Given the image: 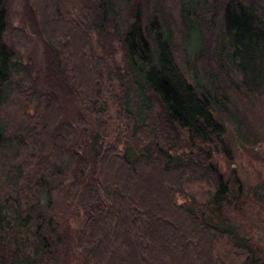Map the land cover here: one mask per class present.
I'll return each instance as SVG.
<instances>
[{
    "label": "trees",
    "instance_id": "obj_1",
    "mask_svg": "<svg viewBox=\"0 0 264 264\" xmlns=\"http://www.w3.org/2000/svg\"><path fill=\"white\" fill-rule=\"evenodd\" d=\"M14 1L0 0V264H264L222 221L233 187L211 147L231 106L218 90L244 97V62L264 70V0H60L62 22ZM211 29L212 94L173 56L177 36Z\"/></svg>",
    "mask_w": 264,
    "mask_h": 264
},
{
    "label": "rangeland",
    "instance_id": "obj_2",
    "mask_svg": "<svg viewBox=\"0 0 264 264\" xmlns=\"http://www.w3.org/2000/svg\"><path fill=\"white\" fill-rule=\"evenodd\" d=\"M14 2L12 9L16 11L20 4H18V0ZM40 2L41 7L45 6V8L51 7L53 4L56 9L54 15L59 12L61 22L69 15L71 7L65 4L66 0L62 5L60 0H40ZM13 23L15 28L21 27L16 16L13 17ZM63 25L61 24L60 27ZM206 31L207 37L199 44L197 40L190 43L180 35L177 36L179 42L177 41L178 43L173 46V56L181 72L192 85L195 87L200 85L204 91L212 94L209 86L210 77L214 78L218 72L211 66L210 61L204 62L207 58H204L203 52L215 62L212 29ZM21 40L23 38L18 39V41ZM30 47L27 49L29 52H31ZM206 50L209 52L207 53ZM259 62L260 60L253 61L252 64V61H249L242 65V69L246 71V84L254 86L253 89H249L252 92L246 90L245 96L240 97L242 94H237L238 86L236 85L239 84L237 82L233 89L227 86L223 90H218L224 95H229L231 102L229 109L232 113H229V109H227V114L222 115L224 134L211 147H213L212 162L215 163L218 173L228 179L230 187H233L228 199L224 203L218 202L222 221L228 222L235 234L245 239V243L253 244L254 251L256 254L258 252V260L264 262V70L262 67L260 71ZM260 78L262 81L255 84L254 82ZM228 79L229 84L232 80L231 76ZM239 85L241 86V84ZM233 114H235L234 117ZM228 115L229 118H227ZM6 118L11 124L17 123L16 110L9 107ZM129 156L131 157V155ZM54 207L52 206L53 214H62L60 200ZM210 222L215 223L216 220H210ZM57 230H62V228L57 227ZM219 243L215 245L216 250L220 247ZM58 245L59 243H51L53 250Z\"/></svg>",
    "mask_w": 264,
    "mask_h": 264
},
{
    "label": "flooded vegetation",
    "instance_id": "obj_3",
    "mask_svg": "<svg viewBox=\"0 0 264 264\" xmlns=\"http://www.w3.org/2000/svg\"><path fill=\"white\" fill-rule=\"evenodd\" d=\"M264 226V225H263Z\"/></svg>",
    "mask_w": 264,
    "mask_h": 264
}]
</instances>
